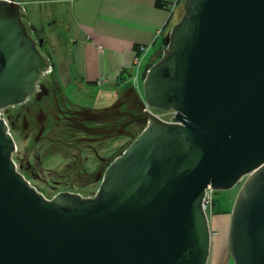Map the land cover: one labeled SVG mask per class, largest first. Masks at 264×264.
<instances>
[{
    "label": "water",
    "instance_id": "water-1",
    "mask_svg": "<svg viewBox=\"0 0 264 264\" xmlns=\"http://www.w3.org/2000/svg\"><path fill=\"white\" fill-rule=\"evenodd\" d=\"M143 75L144 127L93 198L47 199L19 171L0 115V264H209L206 191L235 200L234 264H264V0H185ZM14 0H0V110L34 96L49 69ZM110 110L93 113L97 121ZM98 130L94 134H110Z\"/></svg>",
    "mask_w": 264,
    "mask_h": 264
},
{
    "label": "crops",
    "instance_id": "crops-1",
    "mask_svg": "<svg viewBox=\"0 0 264 264\" xmlns=\"http://www.w3.org/2000/svg\"><path fill=\"white\" fill-rule=\"evenodd\" d=\"M14 1L24 10L34 37L42 40L48 34L57 42L67 40L54 55L57 63L51 54H44L57 73L58 86L115 100L133 88L131 75L140 47L149 49L139 72L141 82L145 69L159 61L156 57L165 49L171 17L175 19L183 2L173 9V0ZM114 99L108 106L90 109L101 112Z\"/></svg>",
    "mask_w": 264,
    "mask_h": 264
},
{
    "label": "rangeland",
    "instance_id": "rangeland-1",
    "mask_svg": "<svg viewBox=\"0 0 264 264\" xmlns=\"http://www.w3.org/2000/svg\"><path fill=\"white\" fill-rule=\"evenodd\" d=\"M182 16L184 15V5L177 10L176 14ZM176 18L175 22H178ZM26 24H28V18H25ZM29 27V26H28ZM171 32V31H170ZM47 38L43 37L42 40L44 44L41 47L43 54H51L54 58V61L57 63V57L54 55L57 54L58 49H64L67 40L60 39L58 42L53 38L49 37L46 34ZM41 38V37H40ZM53 38V39H52ZM36 40H40L35 36ZM161 44V43H160ZM154 56V53L151 54ZM151 56L149 57V59ZM149 59L145 64L149 62ZM53 61V62H54ZM57 73H51L44 77L43 83L48 87L52 86L59 88V94L62 97L63 101L75 104L77 106H82L84 108H93V107H105L106 104L110 103L114 98L101 97L100 99L97 96H93L92 92L88 95L80 89H73L70 87H61L54 82V78ZM141 88L143 91V82H141ZM79 92V93H78ZM119 96L126 94L127 91L120 92ZM116 98V97H115ZM115 100V99H114ZM104 102H106L104 104ZM24 106H17L11 110L14 113L21 111ZM158 115L163 119H169L171 116L170 111H156ZM12 131V130H11ZM143 130L137 131V137L141 134ZM14 140L18 146V152L14 153L13 159L19 166L22 164L24 168L28 165L30 167V172L19 171L23 176L33 185L40 193H42L47 199L55 198L59 193H71L81 196L82 198H93L98 193L101 180L96 181L92 175H94V162L105 160L101 171L103 175L109 167V165L119 157L134 141L133 139H127L125 137H118L112 139L109 142L103 143L101 147L96 146L98 152H84L80 154V157L77 160L72 157V153L69 150V146L61 141V139H66L67 135L64 133H59L55 131L52 134V137L55 139L54 142L48 141L45 142L41 140L39 142L34 141V139H26L21 132L15 130L12 131ZM68 138V137H67ZM75 154L78 152L73 151ZM81 164H87L86 169L91 171V174L87 176L88 179H81L79 166ZM82 165V166H83ZM29 171V170H28ZM84 175V173H83ZM81 179V180H80ZM246 178H244L240 183H238L231 190H220L214 191L213 194V207L209 211L210 219V228L212 232V248L211 255L209 259V264H234L232 257L230 256L228 249V234L230 226V218L233 210L235 200L240 192L241 188L244 185ZM87 181V182H84Z\"/></svg>",
    "mask_w": 264,
    "mask_h": 264
},
{
    "label": "flooded vegetation",
    "instance_id": "flooded-vegetation-1",
    "mask_svg": "<svg viewBox=\"0 0 264 264\" xmlns=\"http://www.w3.org/2000/svg\"><path fill=\"white\" fill-rule=\"evenodd\" d=\"M43 79L40 83V92L30 97L23 105H20L24 106L21 111L14 113L11 108L6 113L10 120L11 130L21 132L26 139L33 138L36 142L44 140L51 143L55 141L52 137L55 131L61 134L64 133L68 138L65 139L64 137L61 141L66 147L69 146L72 157L77 160L80 154L84 152L97 153L96 146L101 147L103 143L112 139L125 137L132 140L133 138L129 134L137 135L138 130L144 129V127L134 122L132 117L124 115L127 112L138 116L146 114L142 107L141 97L133 88L127 91L126 94L118 96L107 109L101 110V112L110 111L106 117L102 118L103 121H97L98 118L93 116L96 110L71 104L70 101H63L59 94V88L53 87L52 84L48 87L43 83ZM98 130L113 132L110 134H94ZM73 151L78 152L79 155ZM16 152H18L17 143ZM104 161L100 160L93 164L94 168L92 170L95 173L92 177L96 181L103 177L101 168ZM82 165L79 166L80 175L82 173L80 178L88 179L87 176L91 174V171L86 169L87 164ZM17 167L19 168V166ZM19 169L33 173L29 165L24 168L21 164Z\"/></svg>",
    "mask_w": 264,
    "mask_h": 264
},
{
    "label": "built area",
    "instance_id": "built-area-1",
    "mask_svg": "<svg viewBox=\"0 0 264 264\" xmlns=\"http://www.w3.org/2000/svg\"><path fill=\"white\" fill-rule=\"evenodd\" d=\"M179 2H180V0H173V2H172L173 9L177 7ZM148 50L149 49L147 47H140L139 48L138 54L134 59V65H133L134 73L131 75V81H130L133 89L140 95L141 99H143V95H142V88H141V81H140V77H139V72H140V68L142 66V63L144 61L145 55L148 53ZM52 71H53V69H52V66L50 65L49 69L44 74V77L47 76L48 74H51ZM143 82H144V80H143ZM40 83H41V81L36 86L35 94L40 92V90H41L40 89ZM144 112L152 113L153 115L157 116L158 118H160L164 121H168V122H170L173 119V117L175 116V112L170 111L171 112L170 118L169 119H163V118H161L160 115H158L156 113L155 110L151 109L148 105H146V107L144 108ZM0 115H1V119L5 122V124L8 127V132L13 136L12 131H11V126H10V120L8 119V117L6 115V111L1 109ZM213 194H214V190L208 189L206 191V195H205L204 209H205V212L207 214L208 219H209V211L213 207ZM209 221H210V219H209Z\"/></svg>",
    "mask_w": 264,
    "mask_h": 264
},
{
    "label": "trees",
    "instance_id": "trees-1",
    "mask_svg": "<svg viewBox=\"0 0 264 264\" xmlns=\"http://www.w3.org/2000/svg\"><path fill=\"white\" fill-rule=\"evenodd\" d=\"M184 3H185V0H183V2L181 3V5H184ZM173 17V16H172ZM171 17V22H170V26H169V32H170V30L174 27V25H176L180 20H178V22H175L176 21V18H178V19H181V16L179 15V12H178V14L176 15V17H175V19L174 20H172L173 18Z\"/></svg>",
    "mask_w": 264,
    "mask_h": 264
}]
</instances>
